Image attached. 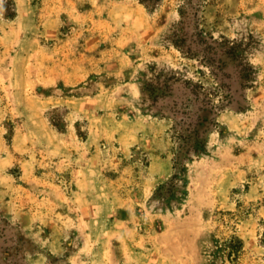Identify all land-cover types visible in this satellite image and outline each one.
Masks as SVG:
<instances>
[{
	"label": "rangeland",
	"instance_id": "obj_1",
	"mask_svg": "<svg viewBox=\"0 0 264 264\" xmlns=\"http://www.w3.org/2000/svg\"><path fill=\"white\" fill-rule=\"evenodd\" d=\"M182 26L238 55L183 56ZM201 119L176 198L175 130ZM0 264H264V0H0Z\"/></svg>",
	"mask_w": 264,
	"mask_h": 264
},
{
	"label": "trees",
	"instance_id": "obj_2",
	"mask_svg": "<svg viewBox=\"0 0 264 264\" xmlns=\"http://www.w3.org/2000/svg\"><path fill=\"white\" fill-rule=\"evenodd\" d=\"M142 4H144L148 10L153 11L155 7L162 0H139ZM181 15L184 16V12L180 11ZM184 27L173 28L171 34L169 35V41L182 53L183 56L187 58H201V61L206 66H211L214 68H223V62L219 60L217 62V55L222 51L226 50V53L232 54L234 56L238 55V47L234 42H225L222 45V49L212 41V37L204 35L199 31L195 33L194 36L189 40L187 35L183 34ZM228 44V45H227ZM221 64H218V63ZM153 70L154 67H151ZM214 72V70H213ZM215 75L218 76L217 72H214ZM151 80H147L143 84V92H149V96L153 98L154 103L157 102L158 98L161 95H166L171 93L172 87L176 82H179L181 79V73L178 71H168L167 69H163L160 72L152 71L151 72ZM188 87L192 93L191 97H188L189 102H199L201 104L200 109L205 111L217 112L225 108L233 101V95L230 92H227L226 85L224 83L219 84L217 87V91L213 92L208 88H205L202 85L195 84L192 81H187ZM191 87V88H190ZM159 91H162L160 94ZM168 92V93H167ZM221 93V98H219L218 102L215 101V97ZM175 105L171 106V110L173 114L178 119V124L181 122H185L182 117L178 115L186 114L184 111L178 110ZM153 104L150 105L152 107ZM177 115V116H176ZM206 121V119H201V121L196 122L194 126L186 129L188 132H184L185 130H175V140L178 144V147L175 152V164H174V173L172 178L168 182L169 192L173 194L174 197H179V195L183 194L184 188H186L187 181L185 179V167L188 162L193 160L194 157L203 154L206 148V141L201 136V126L202 123ZM193 123H189V126ZM182 129V126H179ZM192 129V130H191Z\"/></svg>",
	"mask_w": 264,
	"mask_h": 264
}]
</instances>
